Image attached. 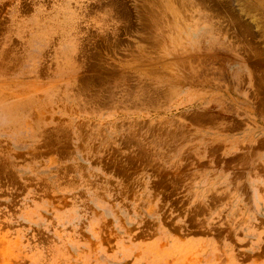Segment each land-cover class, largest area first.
<instances>
[{
  "label": "rangeland",
  "instance_id": "obj_1",
  "mask_svg": "<svg viewBox=\"0 0 264 264\" xmlns=\"http://www.w3.org/2000/svg\"><path fill=\"white\" fill-rule=\"evenodd\" d=\"M0 264H264V0H0Z\"/></svg>",
  "mask_w": 264,
  "mask_h": 264
}]
</instances>
